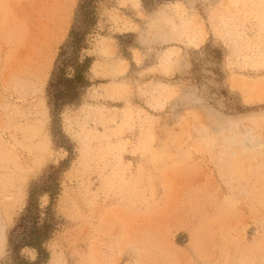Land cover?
<instances>
[{"label": "rangeland", "instance_id": "obj_1", "mask_svg": "<svg viewBox=\"0 0 264 264\" xmlns=\"http://www.w3.org/2000/svg\"><path fill=\"white\" fill-rule=\"evenodd\" d=\"M79 4L0 0V264H264V0ZM76 21L88 84L52 115ZM50 174L39 262L9 239Z\"/></svg>", "mask_w": 264, "mask_h": 264}, {"label": "trees", "instance_id": "obj_2", "mask_svg": "<svg viewBox=\"0 0 264 264\" xmlns=\"http://www.w3.org/2000/svg\"><path fill=\"white\" fill-rule=\"evenodd\" d=\"M89 0H80L79 11L85 6ZM80 22L86 23L88 20L84 15H78ZM76 21L70 31V41L66 44L64 51L59 55V62L54 67L48 84V95L52 104V115H55L58 107L64 103H74L79 99L82 89L87 86L88 80L86 73L90 66V58H85L81 63L76 60L77 52L81 48L85 30L83 25L77 26ZM71 47L70 51L66 47ZM67 66H70L72 73L70 77L64 75ZM57 187L56 179L52 174L41 183H34L30 186L28 203L25 208V213L22 215L11 233L10 247L15 253L22 247H29L36 251L37 261H44L48 254L42 243L48 238L54 224L50 221V217H46L38 223L37 220V196L42 193L48 194L51 197L53 190Z\"/></svg>", "mask_w": 264, "mask_h": 264}, {"label": "bare ground", "instance_id": "obj_3", "mask_svg": "<svg viewBox=\"0 0 264 264\" xmlns=\"http://www.w3.org/2000/svg\"><path fill=\"white\" fill-rule=\"evenodd\" d=\"M49 1H50V0H49ZM69 2H70V1H69ZM43 4H45V3H43ZM50 8H51V7H50ZM50 8H49V9H50ZM52 9H53V8H52ZM57 10H58V8H57ZM48 11H49V10H48ZM43 17H44V16H43ZM57 20H58V19H57ZM62 20H63V19H62ZM48 24H49V23H48ZM38 27H39V26H38ZM41 28H42V27H41ZM41 28H40V29H41ZM61 28H62V27H61ZM49 30H50V29H49ZM41 31H42V30H41ZM41 36H42V35H41ZM41 36H40V37H41ZM48 36H49V35H48ZM47 39H48V38H47ZM49 42H50V40H49ZM46 45H47V44H46ZM43 46H45V45H43ZM41 48H42V47H41ZM41 50H42V49H41ZM42 54H43V53H42Z\"/></svg>", "mask_w": 264, "mask_h": 264}]
</instances>
